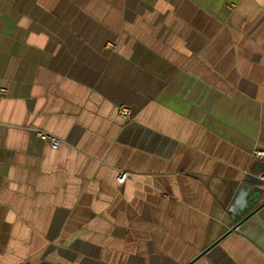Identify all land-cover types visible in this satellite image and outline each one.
I'll return each mask as SVG.
<instances>
[{
    "label": "crops",
    "instance_id": "crops-1",
    "mask_svg": "<svg viewBox=\"0 0 264 264\" xmlns=\"http://www.w3.org/2000/svg\"><path fill=\"white\" fill-rule=\"evenodd\" d=\"M257 149L264 0H0V264H264Z\"/></svg>",
    "mask_w": 264,
    "mask_h": 264
},
{
    "label": "water",
    "instance_id": "water-1",
    "mask_svg": "<svg viewBox=\"0 0 264 264\" xmlns=\"http://www.w3.org/2000/svg\"><path fill=\"white\" fill-rule=\"evenodd\" d=\"M257 170L252 172L247 180V183L249 185H245L244 187H242L241 189V194H240V199L243 201L242 202V206H238L237 207V212H238V217L237 215H234V218H236L235 220V225L230 229V231L228 233H231L233 231H235L240 224L243 222V220H245L246 218H248L249 216H251L255 211H257L264 203L259 204V200L261 199L262 195H263V191L257 189H252V186H257V187H264V182L259 179L258 175L261 171V164L257 163ZM252 189V190H251ZM245 201V203H244ZM244 203V205H243ZM239 216H242L243 219L239 220ZM245 216V217H244Z\"/></svg>",
    "mask_w": 264,
    "mask_h": 264
},
{
    "label": "built area",
    "instance_id": "built-area-1",
    "mask_svg": "<svg viewBox=\"0 0 264 264\" xmlns=\"http://www.w3.org/2000/svg\"><path fill=\"white\" fill-rule=\"evenodd\" d=\"M119 115L124 119V120H128L130 118V109L128 107L125 106H120L119 107ZM39 137L42 141H47L49 142L50 146L52 149H57L60 141L59 139L55 138V137H50L44 133H39ZM254 158L256 159H262L264 157V153L262 150H255L253 153ZM128 177L127 173L125 172H120L117 176V180L118 182L122 183L125 181V179ZM261 180L264 182V177L260 176Z\"/></svg>",
    "mask_w": 264,
    "mask_h": 264
}]
</instances>
